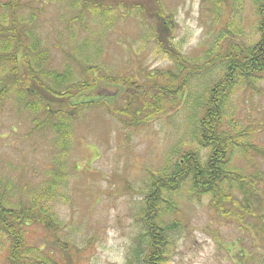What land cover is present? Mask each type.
I'll return each mask as SVG.
<instances>
[{"label":"rangeland","instance_id":"1","mask_svg":"<svg viewBox=\"0 0 264 264\" xmlns=\"http://www.w3.org/2000/svg\"><path fill=\"white\" fill-rule=\"evenodd\" d=\"M73 1L27 0L31 5L20 11L27 24L35 13L34 24L44 44L50 46L58 39V48L51 52L53 67L62 71L74 51L81 62L88 57L100 76H133L143 83L148 72L171 70L174 81L185 82L187 91L167 96L165 109L145 125L127 127L103 105L107 102L111 109L124 105L125 86L99 80L94 90L72 101L90 103L65 119L68 149L57 147V136L51 131L44 137L33 132L32 114L16 103L15 93L0 100V192L6 190L13 201H26L57 170L66 172L63 186L56 187L53 198H45L44 203L59 223L58 234L73 248L70 260L141 264L136 259L139 255L133 258V253L147 245L142 199L152 174L167 173L180 152L197 147L196 112L223 75L222 46L230 30L237 31L244 43L258 40L259 0H226L219 9L210 0H101L112 6L105 17L91 14V9L82 13V6L72 7ZM154 10L170 16L168 35L163 34L157 16L151 15ZM75 15L79 20L73 19ZM73 36L77 42L69 44ZM76 45L84 47L76 49ZM170 47H174L171 54L178 52L188 61L191 74L175 69ZM72 67L82 79L77 64ZM231 98L227 120H235V128H260L250 141L264 146V73L255 87L235 89ZM201 153L205 157L206 150ZM234 162L242 163L240 155ZM190 192L188 184L180 188L175 195L178 211L161 213L163 224H172L163 264H238L232 254L249 249L248 232L243 233L231 220L218 218L209 196L200 200ZM44 234L37 228L30 241L45 240L56 248L52 234ZM258 243V247L264 245ZM3 246L0 234V249ZM249 251L244 253L246 264H264L260 258L253 261Z\"/></svg>","mask_w":264,"mask_h":264},{"label":"trees","instance_id":"2","mask_svg":"<svg viewBox=\"0 0 264 264\" xmlns=\"http://www.w3.org/2000/svg\"><path fill=\"white\" fill-rule=\"evenodd\" d=\"M210 1L212 7L219 9L226 0ZM30 5L27 0L0 2V100L3 102L15 93L16 103L32 114L33 132L43 137L49 131L53 132L57 136L54 140L57 147L68 149L69 126L65 119L73 118L79 109L81 111L85 104L90 103L75 104L72 101L94 90L99 80L125 86L124 105L113 109L107 102L103 105L127 127L145 125L165 109L167 96L187 91L185 82L177 84L174 81L171 70L148 72L143 83L133 76H100L88 57L81 62L74 56V51H71V60L60 71L52 66L51 57L52 50L58 48V39L50 46L44 44L34 24L35 13H31V23L27 24L23 12H20ZM73 6H82V13L91 9V14L101 17H105L112 7L101 0H74ZM256 10L258 40L244 43L237 31L230 30L231 36L222 46L226 59L223 75L211 86L207 98L200 102L196 112L197 147L180 152L176 164L167 173L152 174L149 189L142 199L141 219L145 225L147 245L146 248H135L133 253V258L139 255L135 258H140L141 264H163L172 224L164 225L161 213L178 211L175 195L186 184L190 186L192 196L200 200L209 196L210 208L218 218L231 220L243 233L246 230L251 239L249 257L253 261L264 260V245L258 247V242L264 244V169L260 164L264 160V146L250 141L261 129L235 128V120H227L226 116L233 91L238 88L249 90L251 85L255 87L264 73V0H259ZM151 15L159 19L163 34L168 35L166 32L172 31L170 16L160 14L158 10ZM75 16L73 19L79 20V16ZM74 40L73 36L68 43H76ZM78 47L84 46L76 45V49ZM173 49L170 53L167 50V54L173 55L175 69L191 74V65L176 55L178 52L171 54ZM74 64L84 76L82 79L76 77ZM158 80L163 83L159 85ZM164 83H173L174 86L170 89ZM201 149L206 150L205 157ZM237 154L241 157V164L234 162ZM65 176L66 172L57 170L42 182L45 184L42 190H36L24 202L13 201L6 190L0 192V234L4 237L0 264H76L69 257L73 252L72 246L58 234L59 223L44 203L45 198H53L56 187L63 186ZM37 228L44 230V235L52 234L56 248L48 246L45 240L39 243L30 241L35 239L32 237ZM248 250L241 248L232 256L240 264H246L243 260L247 258H243Z\"/></svg>","mask_w":264,"mask_h":264}]
</instances>
